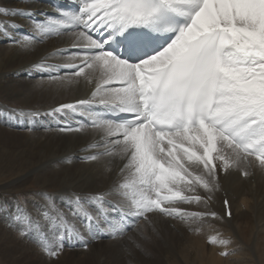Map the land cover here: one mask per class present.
Here are the masks:
<instances>
[{
	"label": "snow or ice",
	"instance_id": "1",
	"mask_svg": "<svg viewBox=\"0 0 264 264\" xmlns=\"http://www.w3.org/2000/svg\"><path fill=\"white\" fill-rule=\"evenodd\" d=\"M0 15L32 21L22 36L15 34L22 25L0 22L14 46L70 40L24 69L30 77L91 86L83 98L45 112L11 109L9 118L29 131L48 116L60 133H93L98 138L82 160L113 174L108 190L70 193L67 212L46 195L37 211L57 234L55 246L40 241L49 257L57 258L66 240L87 249L102 235L122 238L141 221L151 223L150 214L199 231L224 218L209 203L222 174L264 171V0H69L43 19L3 7ZM223 208L231 217L226 194ZM14 219L33 226L30 214ZM210 242L230 243L218 236Z\"/></svg>",
	"mask_w": 264,
	"mask_h": 264
},
{
	"label": "bare ground",
	"instance_id": "2",
	"mask_svg": "<svg viewBox=\"0 0 264 264\" xmlns=\"http://www.w3.org/2000/svg\"><path fill=\"white\" fill-rule=\"evenodd\" d=\"M4 4H7L6 7H3L5 9L17 11L19 8L20 11H31L33 13L39 14L37 19H43L44 14L54 16L58 7H68L69 0H22L21 4L18 3L17 0H0V7H2L1 5ZM5 17L6 18L1 19L5 25L11 23L22 25V27L15 30V34L17 36L30 33L32 21L24 17ZM7 41L9 40L6 37L0 35V63L4 62L9 68V71H7L5 74H1L0 76L12 75V79L17 77V79L26 77L25 81L22 80V84L25 85L27 89L26 95L17 96L12 100L22 103L24 107H27V109L15 108L2 103H0V109H3L7 112H9L11 109H17L20 111L39 110L41 112H45L51 107L57 106L60 103L71 102L74 99L83 98L90 94L91 86L86 85L82 79L71 82L64 81L53 86V84H51L52 81H48L47 78H45L44 82L41 83L39 73H35L33 77H30L28 73L24 71V69L28 68L34 62L41 60L43 57H49L51 53L57 50V48H67L70 43L68 37L51 36L42 42L35 44V46H29L25 48L14 46L12 43V46H10L9 43V45H5ZM49 62L54 63L57 61L55 59H50ZM28 79L31 81H28ZM8 95L9 94H7V96ZM28 107L30 108L28 109ZM8 120L9 122L6 121V124H4L5 122H3L0 118V155L2 158L3 156L4 158H11L14 157L13 154H15V151L12 150L13 147L9 145V142L6 140V138L9 137L10 140L15 139L16 135L11 133H23L24 131H19H21V129L26 130L27 128L25 122L23 121L19 122L22 123V125L15 120ZM12 122L14 124H12ZM31 127L32 130L35 131L31 133V138L35 136L38 141H34L33 139L31 140V138V141H28L29 139L26 140L24 148L23 146L21 147L23 150L18 152V155H16L19 157L18 163L21 165V167H25L29 171L28 174L24 176V179L29 180L33 174L40 172H45L44 174L48 176L46 172L51 170H54V172L57 170V172H59L61 168L62 169L60 172L63 173L62 170H65L67 166H78L80 169L79 178H76L75 180L73 179L72 174L67 175L66 178L62 176V178H60L58 175L57 178L55 177L57 180L60 178L62 181L60 184H58L57 181H53L56 187L60 186L61 188L59 193L52 196L55 202L57 199H59V197H66L72 192L89 189L86 188L85 185H88L93 178L102 177L103 169L105 170L103 164H89L82 160V157L85 154L83 149L87 146V144L98 138L94 136L93 133H60L55 130V122L51 117L48 116L40 117L38 121L33 122ZM11 130L14 132H11ZM34 143L38 144V147L42 149V152L34 154L35 156H33V154L27 153V150L33 147ZM17 171L21 172L22 168ZM105 173L108 172L105 171ZM51 175H53V173ZM46 178L47 177H44V181ZM220 179L221 191L217 193L216 197H214L217 199V206L214 205L213 209L224 218L218 219L219 222H212L221 225L222 229L220 230L223 232H226L223 226H228L229 232H231L233 237L236 239V241H231L229 238L227 239L230 241L227 246H230L236 255L233 258V262L224 263L223 261V264H264V244H261V241L264 239V216L260 215V217L257 218L258 221L256 222L257 224L253 230L254 240H257L259 235L261 237H259V242L257 241V243H254L252 246H250L251 239H249L251 233L248 234L250 229L247 228L245 224V222L248 220V214L245 211V196L250 197L253 195L259 198L261 203L264 202V171H261L259 168H252L248 177H243L238 172H232L226 175L222 174ZM80 184L82 186H80ZM58 194L61 196H58ZM225 194L227 195L229 207L232 212V217L230 219L224 215L223 195ZM39 201L41 203H46V197H39ZM58 206L61 207L60 205ZM156 217L158 218V221L161 222L159 225L161 228L175 230L177 235H179L180 238H182L185 242L181 243V248H178L177 257L173 254V258L175 259H172L167 255L164 256V260L158 262L157 264H220V260H218L217 256L213 257L207 251L209 249H207L205 246L204 241L202 242V240H199L198 235H196L201 234L202 236H212L214 233L218 234L215 232L217 227L214 226L213 228H210L213 225L208 222L206 224L200 225L199 232L191 230L182 231L178 228V222L175 224L174 220H171L170 218H161V216ZM143 225L144 222L142 224L140 222L139 226L135 229L136 231L132 230L129 233L133 234L134 232H140ZM81 229L82 232H84L83 226H81ZM224 236L225 235L223 233L222 238ZM101 237H103V239L99 238L97 240L99 243L92 245L91 255L93 256L92 259H95L93 261L99 262L98 264H106L108 260L112 259L113 257L107 258L104 255H113L112 252H117L119 248L118 246L127 240V238L123 239V241H115L116 239H111L107 235H102ZM212 251H216L215 248L214 250L212 249ZM131 252L133 251H129L128 253ZM172 253L170 252L169 254ZM74 254L79 255V253ZM86 254L89 256L87 258L90 259V249L86 251ZM250 256L254 258L253 261L250 260ZM137 259L140 258L137 257ZM118 260L120 263L121 259ZM134 260H136V258ZM81 262L86 264L85 261ZM109 264L114 263L110 262Z\"/></svg>",
	"mask_w": 264,
	"mask_h": 264
},
{
	"label": "rangeland",
	"instance_id": "3",
	"mask_svg": "<svg viewBox=\"0 0 264 264\" xmlns=\"http://www.w3.org/2000/svg\"><path fill=\"white\" fill-rule=\"evenodd\" d=\"M17 2L21 4L22 0H17ZM4 5L1 6L6 7L7 4ZM3 18L6 17L0 15V22L2 23L3 21L1 19ZM8 43L10 44V46H12L10 41H7L5 45H9ZM7 71H9V68L5 65L4 62H1L0 75L5 74ZM11 76L12 75L0 76V103L15 108L27 109V107H24L22 103H18L12 100L17 96L26 95V86L22 84V80L25 81L26 77H22L21 79H17L18 77L12 79ZM29 79L28 81H31ZM57 83L60 82H51L53 86H55ZM7 94L9 95L7 96ZM29 108L30 107H28V109ZM0 118L3 122H5L4 124H6V121L9 122L8 119H10L8 117V112L3 109H0ZM12 124L14 123L12 122ZM22 131L26 133H11L14 132L13 130H11V132L9 133L16 135L15 139L10 140L9 137L6 138V140L9 142V145L13 147L12 150L15 151V154H13L14 157L4 158L3 156L2 158V156L0 155V264H83L81 261H85L86 264H98L99 262L93 261L95 259H92L93 256L91 255L92 245L99 243L97 242L98 239L91 241L87 249H84L81 245H79L80 243L77 241H72L71 243H69L66 240L64 242V249L57 258H51L44 252L43 246L40 241L43 239L50 246H55L57 242V234L55 230L51 228L49 222L44 220V218L37 211L39 209H42L45 204L39 201V197H46V195L53 196L54 194L59 193L61 191V188L60 186L56 187L53 181H57V183L60 184L62 183L60 178H66L69 174H72L74 180L76 178L78 179L80 175V169L78 166H67L65 170H62V173L60 172V170L62 169L60 167L61 169L58 168L60 169L59 172H57V170L55 172L54 170L46 172L48 176L44 174L45 172H40L33 174L29 178V180L24 179V176L27 175L29 171L25 167H21V165L18 163L19 157L16 155H18V152L23 150L26 140H38L34 135L32 136H34L35 138H31V133L34 130L29 131L26 128V130L21 129V131L19 132ZM22 146L23 148H21ZM31 148L27 150V153L33 154V156H35L34 154L42 152V149L38 147V144L34 143V146ZM21 168V172L17 171ZM52 173L53 175H51ZM57 175L58 177H60L58 178V180L56 179ZM44 177H47L45 181ZM112 178L113 174L105 173V170L103 169L102 177L93 178L88 185H85L86 188L89 189L78 191L77 193H86L95 190H108L112 184ZM80 186L82 185L80 184ZM58 196L61 195L58 194ZM66 197H59V199L56 200L57 205H60V208L65 212L68 211V209L65 207ZM245 197V211L248 214V220L247 222H245V224L247 228L250 229L248 231V234L251 233L249 239H251L250 246H252L254 243H257V241L259 242V237H261L259 235L257 240H254L253 230L257 224V218L260 217V215L264 216V202L261 203V201H259L260 199L253 195H251L250 197ZM209 203L213 208V206L217 204V199L214 198ZM185 207L189 208L191 211L203 210L199 205H185ZM20 213L30 214V219L33 222V226L31 228L26 229L24 225L14 219V217ZM156 216L154 214H150L151 223L141 221V224L144 222V225L141 228L140 232H134L133 234H131L129 233L132 231L130 229L128 231L129 234L123 236L122 238L116 239L115 241H123V239L127 238V240H125L118 246L119 248L117 252H112L113 255H104L107 258L113 257L112 259L108 260L106 264H109L110 262H113L114 264H142L146 262H148L146 264H157L158 262L164 260V256L167 255L172 259H175L173 258V254L177 257L178 248H181V243L185 242L182 238H180L179 235H177L175 230H167L166 228H161L159 226L161 222L158 221V218ZM69 219H71V217H69ZM212 221H219L218 219L208 221L211 223V225H213L210 228H213L214 226L217 227L215 232H217L218 234L214 233L212 236H202L201 234L196 235H198L199 240H202V242L204 241L205 246L207 247V249H209L207 251L213 257L217 256L218 260H220V264H223V261L224 263L233 262V258L236 253L230 248V246L224 248L219 244H212L210 241L213 236H218L221 239L229 238L231 241H236V239L233 237V234L229 232L228 226H223V228H225L226 230V232H223L222 230H220L222 229V226ZM174 222L175 224L176 222L179 223L178 228L182 231H189L188 224H185L184 222L178 220H174ZM75 224V226L82 232V224L78 220L75 222ZM192 227L196 226L194 225ZM22 232L24 234H22ZM223 233L225 236L222 238ZM101 239H103V237H101ZM261 244H264V239L261 241ZM184 248L187 249L186 247ZM214 248L216 251H212V249L214 250ZM89 249L91 255L90 259L87 258L89 256L88 254H86V251H88ZM225 250L230 252V255H228L227 257L221 255V252ZM129 251L133 252L128 253ZM170 252L173 253L169 254ZM74 253H79V255ZM137 257H139L140 259H137ZM135 258L136 260H134ZM249 258L251 261H253L254 259L251 256ZM118 259H121L120 263Z\"/></svg>",
	"mask_w": 264,
	"mask_h": 264
}]
</instances>
